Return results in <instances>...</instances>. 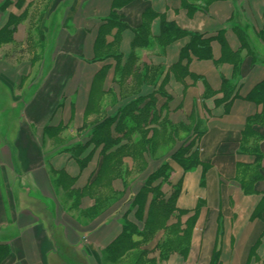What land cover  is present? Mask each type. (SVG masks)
I'll return each instance as SVG.
<instances>
[{"label": "crops", "instance_id": "0c3cea01", "mask_svg": "<svg viewBox=\"0 0 264 264\" xmlns=\"http://www.w3.org/2000/svg\"><path fill=\"white\" fill-rule=\"evenodd\" d=\"M40 1L0 0V31H12L0 42V264H72L68 255L113 264L106 247L137 222V179L162 161L170 165L162 190L179 186L167 224L190 232L185 256L162 264H264V104L246 98L264 81V0H49L35 24ZM166 24L211 38V57L182 53L188 35L162 44ZM224 83L233 86L227 99ZM140 98L156 117L142 141L157 134L161 146L144 172L130 150L94 181L102 144L72 148ZM191 133L198 164L184 171L170 156ZM155 240L141 246L149 258Z\"/></svg>", "mask_w": 264, "mask_h": 264}, {"label": "trees", "instance_id": "16d2710c", "mask_svg": "<svg viewBox=\"0 0 264 264\" xmlns=\"http://www.w3.org/2000/svg\"><path fill=\"white\" fill-rule=\"evenodd\" d=\"M126 2L127 0H124V3ZM146 12L149 13V11ZM114 17L115 15L112 13L108 22L110 21L114 24L120 23L119 19ZM123 27V23H120L117 32ZM5 33L11 35L12 31H0V42L5 40V38L11 39L10 35L9 37H4ZM135 33L137 34V31ZM183 35H188L190 39L188 44L183 47L182 53L188 54L187 52H191L196 58L200 59L211 57V38L203 37L202 34L188 33L172 24H166L162 25L159 38L162 44H167ZM258 36L260 40L264 42V29L259 31ZM138 39L139 38L136 36L133 41L134 44L138 42ZM261 63L264 64V61H261ZM232 88L233 86L230 84L224 83L222 86V92L226 99L231 97ZM246 98L258 105L264 104V81L256 84ZM143 101L144 99L140 98L138 101L131 102L114 117H107L100 122L95 123L89 130L88 142L82 145H76L72 148L78 153L89 143H93L94 146L102 144L103 148L101 149V152L103 159L101 160L97 174L93 179L94 181L103 177L106 164L108 163L112 166L111 162L115 156L119 154H121V156L128 154L130 153V150L134 151L133 162L136 163V166L138 165L136 167V172L139 174L144 172L147 167V162L145 160L147 154L150 155L151 151H153L152 149L161 146L162 141L158 139L159 135L157 137V134L151 135V139H148L152 140L153 143L152 141L148 143L142 141L148 134L149 129H146L147 124L153 120L155 121L156 118H150L151 108L149 103ZM158 130L159 134L163 129ZM158 130H153V132H157ZM177 131L178 130L174 128L169 129L167 131V137L174 138ZM133 132H136L137 135L139 133V137L137 141L130 144L128 141ZM116 134H120V136L118 137ZM124 140H126V142ZM194 142L195 137H193V134L191 133L184 138L181 145L174 150L170 156V158L184 171L190 170L198 164L196 149H193ZM127 174L128 170L126 168L123 169L122 167L121 179L124 180ZM169 177L170 165L169 163L162 161L155 169L145 175V177H139V179H137V182H140L141 184L139 189H137L132 195V205L136 206L135 212L137 214V222L129 223L126 221L122 224L121 233L106 247L108 258L111 263L114 264L117 260H120L123 255L133 250L137 251V255L131 257L130 264H162V262L172 253H180L182 256H185L189 246V230L180 229V225L177 221L167 224L168 220L174 213L175 200L179 192V186L177 184L173 186L172 191L170 190L169 193L162 190V186L169 183ZM145 203H148L146 214H144ZM95 207L96 204L93 205L92 209H95ZM159 231H162L163 234L155 240L156 233ZM134 235H136L137 238H134ZM153 240L156 242L154 249L157 251V255L149 258L147 257L148 251L142 249L141 246L147 245ZM125 264H128V262Z\"/></svg>", "mask_w": 264, "mask_h": 264}, {"label": "rangeland", "instance_id": "374dc122", "mask_svg": "<svg viewBox=\"0 0 264 264\" xmlns=\"http://www.w3.org/2000/svg\"><path fill=\"white\" fill-rule=\"evenodd\" d=\"M49 4V0H41L40 3L35 7V11L33 12V19L32 20H36L35 24L38 23L39 24V19L41 18V13L42 11H45V9H47ZM45 20L48 21L49 23H52V15L50 13V15H46ZM49 18V19H48ZM57 18V17H56ZM44 20V21H45ZM47 23V22H46ZM47 23V24H49ZM34 47H36V50L39 51L40 55H46L48 54V48H46V44L44 43V41H41L39 45H34ZM28 54H30V52H27ZM5 104L4 102V97H3V105ZM69 257V263L72 264H78L77 260L75 257H72L70 255H68Z\"/></svg>", "mask_w": 264, "mask_h": 264}]
</instances>
